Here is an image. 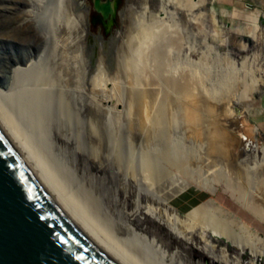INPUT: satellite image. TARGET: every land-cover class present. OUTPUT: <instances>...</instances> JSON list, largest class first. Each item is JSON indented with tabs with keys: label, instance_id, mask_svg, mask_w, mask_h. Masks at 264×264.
<instances>
[{
	"label": "rangeland",
	"instance_id": "1",
	"mask_svg": "<svg viewBox=\"0 0 264 264\" xmlns=\"http://www.w3.org/2000/svg\"><path fill=\"white\" fill-rule=\"evenodd\" d=\"M8 1L0 0V6L8 5ZM11 1L20 4V0ZM84 1L89 6L93 33L106 39L112 34L122 37L110 46L109 65L104 70L106 78L116 82L114 94L122 99V125L126 129L147 130L158 146L174 142L172 147L185 155L181 158L183 165L175 166L173 171L188 183L169 197L172 205L168 208L151 202L141 192L136 196L133 191H126L125 210L134 212L137 219L130 237L142 245L152 240L158 246L157 252H165L163 258L156 253L162 264H228L236 260L249 264L253 258L257 264H264V258L254 257L246 245L261 237L260 246L264 249V235L257 227L258 220H264L260 218L264 217V0H199L200 5L192 8L199 16L196 23L188 19L185 0H114L108 28L101 23L92 0ZM120 9L121 17L116 14ZM165 23H170L174 37H162ZM144 27L148 28L146 32L157 33V37L153 36L155 43L142 50L134 37ZM1 30L0 26V52L8 49L16 58L34 52L36 40L25 29L12 30V38ZM186 49L189 54L185 57ZM2 68L0 84L10 75ZM192 89L202 97L198 96L200 101L191 96ZM141 90H146L143 96L139 94ZM186 108L194 110L199 118L186 121ZM230 110L240 118H228ZM229 187L242 191L243 198L233 197ZM122 195L118 191V201ZM201 202L213 208L220 228L226 232L215 230L223 235L214 236L212 241L217 255H221L218 248L226 249L223 259L227 263L212 259L199 248L214 230L209 223L198 217L193 219L186 212ZM243 203L256 204L262 214L254 216ZM164 217L171 219L174 228H167ZM183 231L188 239L174 237L173 234L183 235ZM113 232L118 238L119 234ZM119 244L135 253L128 242L120 240Z\"/></svg>",
	"mask_w": 264,
	"mask_h": 264
},
{
	"label": "bare ground",
	"instance_id": "2",
	"mask_svg": "<svg viewBox=\"0 0 264 264\" xmlns=\"http://www.w3.org/2000/svg\"><path fill=\"white\" fill-rule=\"evenodd\" d=\"M7 3L0 6L3 16L0 26L5 36L11 37L12 30L25 29L27 35L36 40H33L36 47L33 53L20 58L11 56L8 49L0 52V72L2 67L10 72L9 80L0 84V128L48 196L88 238L124 264L136 261L162 264L156 257L159 254L163 258L165 252H157L158 246L152 240L142 245L143 242L130 237L137 219L134 212L125 210L124 197L127 190L136 196L141 192L151 202L168 208L172 205L169 197L188 183L173 171L175 166L183 165L181 158L185 155L172 147L174 142L158 146L147 130L126 129L122 125L125 115L119 103L121 96L114 94L116 82L108 80L104 72L109 48L122 38L121 35L112 34L106 39L93 33L88 18L89 6L84 0H20V4L10 0ZM184 5L188 19L198 22L199 16L192 8L198 7L200 1L185 0ZM144 10L145 7L142 12ZM164 25L162 37H174L170 23ZM145 30L148 28H139L134 37L142 50L155 43L153 36L157 37V33L153 35ZM179 47L182 49V41ZM188 54L186 49L185 57ZM146 90L139 94L143 96ZM191 94L198 101L202 98L195 91ZM183 111L186 121L199 118L194 110L186 108ZM228 116L232 120L240 118L233 111ZM144 120L147 121V117ZM247 178L251 177L247 175ZM229 190L237 200L244 196L238 188L229 187ZM118 191H122V201H118ZM96 200L101 202L96 204ZM245 207L256 217L262 214L256 204ZM186 214L212 226L214 231L209 233L210 239L204 238L199 248L212 259L227 263L228 260L223 259L227 256L224 247L218 248L221 255L213 252L212 238L223 235L216 234L215 230L226 233L220 228L213 208L201 202ZM163 221L167 228H174L170 218L164 217ZM113 231L119 234L120 240L128 242L127 246L135 253L121 246ZM186 234L183 231V235H173L183 240L188 239ZM261 241L259 237L245 242L254 257L264 258ZM228 264L243 263L236 260ZM249 264L257 262L253 258Z\"/></svg>",
	"mask_w": 264,
	"mask_h": 264
},
{
	"label": "water",
	"instance_id": "3",
	"mask_svg": "<svg viewBox=\"0 0 264 264\" xmlns=\"http://www.w3.org/2000/svg\"><path fill=\"white\" fill-rule=\"evenodd\" d=\"M0 264H124L48 196L1 128Z\"/></svg>",
	"mask_w": 264,
	"mask_h": 264
},
{
	"label": "flooded vegetation",
	"instance_id": "4",
	"mask_svg": "<svg viewBox=\"0 0 264 264\" xmlns=\"http://www.w3.org/2000/svg\"><path fill=\"white\" fill-rule=\"evenodd\" d=\"M113 2L114 0H92V3L94 7H96L100 18H102L104 27L108 28L109 27V22L107 21L108 19H112L113 17ZM106 20V23H105Z\"/></svg>",
	"mask_w": 264,
	"mask_h": 264
},
{
	"label": "crops",
	"instance_id": "5",
	"mask_svg": "<svg viewBox=\"0 0 264 264\" xmlns=\"http://www.w3.org/2000/svg\"><path fill=\"white\" fill-rule=\"evenodd\" d=\"M262 107H263V109H262V119H263V123H264V100H263V102H262ZM258 228H259V231L264 235V220L263 221H259L258 220ZM256 225V224H255Z\"/></svg>",
	"mask_w": 264,
	"mask_h": 264
},
{
	"label": "trees",
	"instance_id": "6",
	"mask_svg": "<svg viewBox=\"0 0 264 264\" xmlns=\"http://www.w3.org/2000/svg\"><path fill=\"white\" fill-rule=\"evenodd\" d=\"M225 204H228V202H225ZM240 214H243L242 210H238Z\"/></svg>",
	"mask_w": 264,
	"mask_h": 264
}]
</instances>
